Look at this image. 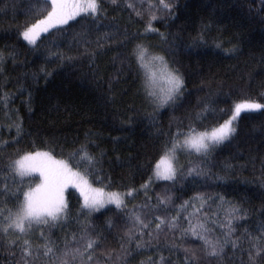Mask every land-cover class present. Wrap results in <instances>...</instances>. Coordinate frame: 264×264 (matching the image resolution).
Instances as JSON below:
<instances>
[{
	"label": "trees",
	"instance_id": "1",
	"mask_svg": "<svg viewBox=\"0 0 264 264\" xmlns=\"http://www.w3.org/2000/svg\"><path fill=\"white\" fill-rule=\"evenodd\" d=\"M166 2L173 8L170 13L156 11L155 32H145L147 0H134L137 8L143 6L142 17L123 0H118L119 6L103 0L105 11L96 21L77 17L63 31L43 34L34 47L20 32L46 14L44 0H0V52L5 57L0 96L8 94L7 103L0 102V169H6L18 152L31 150L34 142L59 159H68L86 144L100 161L96 174L101 182L95 186L123 193L148 180L163 144L178 125L186 127L196 117L205 101L215 109L203 121L208 126L226 119L240 100L264 104V0ZM105 33L111 38L103 39ZM98 39L102 47L97 46ZM141 41L183 75L184 91L174 103L155 108L146 101L140 73L128 56ZM16 124L21 126L20 135ZM236 127L233 138L207 157L186 156L175 183L153 182L147 193L152 204L158 193L172 197L167 209L153 215L180 214V224L187 228L186 217L195 213L192 222L203 221L212 238H223L224 226L232 220L231 239L238 247L234 250L229 244L219 259L201 254L198 264H249L250 244L264 235V110L242 113ZM194 165L203 173L189 175L187 170ZM7 183L14 188L11 176ZM10 194L0 196L8 207L15 202ZM66 197L69 215L62 223L66 230L62 234L57 224L52 225L47 237L63 248L66 241L75 247L73 234L79 238L85 227L92 235L101 234L106 240L94 253L96 264H108L102 251L119 249L128 230L136 231L131 213L147 203L145 192H138L126 201V208L109 206L86 218L80 214L77 192L69 189ZM185 201H190L187 211L180 208ZM233 208L237 211L229 215ZM9 238L0 235V264L20 261ZM41 241L32 243L35 247ZM201 246L190 234L181 239L179 230L165 229L141 249L133 241L124 264H160L161 256L165 264H185L184 248ZM35 264L47 261L41 257Z\"/></svg>",
	"mask_w": 264,
	"mask_h": 264
},
{
	"label": "snow or ice",
	"instance_id": "2",
	"mask_svg": "<svg viewBox=\"0 0 264 264\" xmlns=\"http://www.w3.org/2000/svg\"><path fill=\"white\" fill-rule=\"evenodd\" d=\"M128 9L135 12L136 16L142 17L143 6L137 8L134 0H123ZM113 5H118V0H111ZM103 0H44V12L34 23L27 24L20 32L23 41L30 46H38L42 34H51L52 30L63 31V26L69 25V21H76L77 17H91L96 21L105 11ZM173 4L166 0H159L158 4L153 0H147V12L149 19L145 32L157 31L152 26V21L157 19L156 11L167 10L169 13ZM111 34L105 33L103 39H110ZM97 46L102 47L97 41ZM129 60L133 62L140 73L144 96L146 101L155 108H161L174 103L182 96L185 81L179 69L170 65L166 57L152 49V46L144 42H137L128 54ZM5 57L0 52V73L3 72ZM8 94L0 96V102L7 103ZM211 101H205L201 111L196 117L184 127L177 126V130L166 141L155 162L151 165V175L148 180L140 186L147 197V203L134 207L130 219L133 228L126 233V242L122 240L119 249L108 248L102 251L108 264H124L129 254L128 246L135 241L136 248L145 247L152 239L159 237L165 229L179 230L181 239L190 234L200 240L202 246L197 249L184 248L185 264H198L201 254L207 258H222L226 247L231 244L235 250L238 242L232 240V220L228 219L224 226L223 238H212L208 233L206 224L197 220L192 222L189 214L188 227L183 228L180 224V214L168 218L162 215H153L154 211L161 208L167 209L172 197L170 194H157L156 203H151V197L147 196L148 190L155 181H170L175 183L182 171L178 163V153L186 152L189 156L197 155L207 157L217 146L233 138L237 131L238 118L244 112H255L264 110V104L249 99L236 102L232 107L231 114L211 126L203 123L211 108ZM223 111V110H221ZM199 121V123H197ZM17 135L22 129L16 124ZM170 144V146H169ZM100 161L96 155L88 150L86 144L73 150L68 159H59L50 149H45L33 143L31 150L18 152L15 157L8 160L6 169H0V196L11 192L14 197L12 207L7 206L6 200H0V235L2 237H13L8 243L10 246L21 248V258L18 264H35V261L43 257L47 264H93L94 253L106 240L101 234L92 235L87 227L83 228L79 238L73 234L72 240L75 247L67 241L63 248L47 237L43 226L55 225L67 219L69 205L65 198L68 189L74 188L79 192L81 199L80 214L87 218L92 213L99 212L106 206L114 205L116 209L127 207V199L133 197L139 190L129 188L126 192L106 191L105 187H96L95 183L101 182V177L96 173L99 171L97 165ZM188 174L200 175L203 169L199 165L188 168ZM11 176L15 189L7 183ZM95 178V182L93 180ZM19 183H16V181ZM25 181H28L25 184ZM202 199V198H201ZM190 201H185L180 208L187 211ZM237 209L230 210L229 215ZM152 216V219L148 217ZM111 222L109 221V225ZM154 224V228H153ZM40 227V238L42 245L34 247L30 235L35 228ZM137 235L139 238H137ZM148 236V241L144 236ZM256 242L250 244L248 249L249 264H262L264 262V235L255 238ZM22 241V243H21ZM173 248L177 245L172 244ZM160 264H165V258L160 257Z\"/></svg>",
	"mask_w": 264,
	"mask_h": 264
},
{
	"label": "rangeland",
	"instance_id": "3",
	"mask_svg": "<svg viewBox=\"0 0 264 264\" xmlns=\"http://www.w3.org/2000/svg\"><path fill=\"white\" fill-rule=\"evenodd\" d=\"M43 35V34H42ZM186 156H189L186 152H179L178 153V163L180 164V162L186 157ZM18 181V180H17ZM1 182V181H0ZM9 182V181H8ZM153 182H158V181H155V179L153 180ZM26 183H28V181H25V184ZM152 185V184H151ZM14 188H13V190L15 189V186H13ZM151 187V186H150ZM70 189H73L74 191H76L74 188H70ZM69 190V189H68ZM67 190V191H68ZM137 190H139L138 192H144V190L143 189H140V187L139 188H137ZM67 191H66V193H65V198H66V200H67V197H66V194H67ZM77 192V194L79 195V192L78 191H76ZM137 192V193H138ZM136 193V194H137ZM135 194V195H136ZM9 195H11L10 194V192L9 193H6V194H4L3 196H5V198L7 197H9ZM134 195V196H135ZM133 196V197H134ZM132 197H130V198H128L127 200H129V199H131ZM127 203V202H126ZM109 206H114V205H109ZM109 206H106V207H109ZM78 222V221H77ZM62 223H63V221L62 222H60V223H58L57 224V226H58V229H59V231L62 233V234H64V232H65V226H63L62 225ZM52 225H49V226H46V227H49V228H45L44 226H43V231H44V233H45V235L47 236V235H50V237H51V233L53 232V229H52V227H51ZM41 228L40 227H37V228H35V230L32 232V234L30 235V238H32V242H34V241H37V240H42L41 238H40V232H41ZM10 237V238H9ZM8 238L11 240V239H13V237H11V236H9ZM42 243H43V240L41 241ZM21 243H22V241H21ZM11 248H16V251H17V253L19 254V255H21L22 253H21V248L17 245V246H15V247H13V246H10ZM10 248V249H11ZM97 259H94V261H93V264H96L97 263V261H96ZM96 262V263H95ZM102 262V261H101ZM102 264H104L103 262H102Z\"/></svg>",
	"mask_w": 264,
	"mask_h": 264
}]
</instances>
